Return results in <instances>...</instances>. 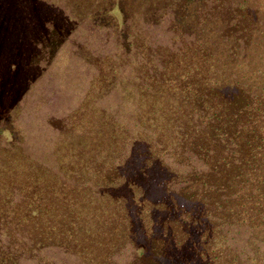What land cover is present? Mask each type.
Segmentation results:
<instances>
[{"label":"trees","instance_id":"obj_1","mask_svg":"<svg viewBox=\"0 0 264 264\" xmlns=\"http://www.w3.org/2000/svg\"><path fill=\"white\" fill-rule=\"evenodd\" d=\"M100 1L0 0V264H264V15L251 28L247 1L218 12V38L170 81L160 69L170 60L157 59L166 45L137 41L121 0L107 27ZM37 22L57 29L48 50L24 57L18 47ZM17 77L24 92L10 114L1 91L16 93ZM197 85L219 109L194 106ZM154 92L157 128L141 119L140 97ZM27 110L34 128L20 122ZM104 111L124 137L73 150Z\"/></svg>","mask_w":264,"mask_h":264},{"label":"rangeland","instance_id":"obj_2","mask_svg":"<svg viewBox=\"0 0 264 264\" xmlns=\"http://www.w3.org/2000/svg\"><path fill=\"white\" fill-rule=\"evenodd\" d=\"M113 1L115 0L100 1L103 3L101 6L105 8L104 15L100 17V22L104 21V24L109 23L110 25L107 27H111L110 29H114V27L117 26V15L118 17H122L121 12L118 13L119 8L116 9L115 2L113 4ZM244 1H247L249 4L254 6L253 10L248 16L247 21L248 26L254 28L255 22L257 21V19L254 18V15H258V13L260 16L264 15V11L260 10V12H258L259 10H255V8L260 5V0H121L120 4H123L131 12H129L127 16V21L128 24L131 25L130 27L132 28L136 39L138 38L137 41H139L140 37L142 36L143 38L148 37V39L146 38L148 46L151 44L152 46L158 47L161 43L166 45L165 48L163 47L165 52L160 55H163V57H157V59H162V61H164L163 58L166 56L167 60H170L167 65H163V67L160 69L163 71V74L167 75V78L170 81H175L183 70L181 65L185 62L182 61L189 60L195 56L198 58L204 51V45H210L218 38L216 32L217 30H220L222 27H224L225 19L222 18L221 20L218 19L215 21L214 18L216 17V14L218 12H222L225 16V12H228L232 3ZM111 8H115L117 11L112 12L110 10ZM151 11L156 14H152V16L148 15L147 21L145 15L149 14ZM152 17L154 20L157 17L160 18V22L151 23ZM52 26L53 25L50 23H31V25L26 27V31L28 32L26 33V40L21 44V46L18 47V51H21L22 53L26 52V55L24 56L26 57L28 52L31 53V51L38 50L40 47L48 50V34L54 33V30L57 29V27ZM144 29H147L148 31L147 34L143 36ZM146 49L147 47L144 49L143 46H140V50L145 51ZM226 52L227 51L225 50L224 46H220L215 51L214 61L212 62L215 78L218 84L217 86H221L226 81L227 73L224 69L227 59ZM249 52L251 54L247 56V60H250V63L248 64L246 62L245 64L246 66L251 67L252 60L255 59V54L253 51ZM84 53L85 50L81 48L80 54ZM107 73L108 76L106 77L105 84L101 89L103 92L109 89L110 82L113 80V77L111 76L112 72L110 71L109 74V71H107ZM20 77H22V75ZM20 77H17L16 80L18 81L16 84H14V88L11 90L16 93L11 95L10 93L1 91L4 93L1 96V102L4 104L2 106L3 111H9L10 114L14 109V107H12L15 104L14 102L17 101L18 96L24 92L23 86L19 82ZM172 89L173 92L176 91L175 87ZM195 90L196 94L193 103L197 109L202 110L200 108L207 107L208 104H211L214 106L213 108L217 110L220 108V105L223 104L221 99L218 97H216L214 101H208V96L204 95V88H202L201 85L195 86ZM41 91L42 90H39V92ZM38 99L41 100L40 96H38ZM140 103L142 105V125L146 124L152 128H157L158 118L156 112L160 109V102L157 98V93L154 92L152 95L143 93L140 97ZM194 106L192 105V108ZM25 108L26 107L23 106V109ZM32 111L35 112L34 117H36L41 116L42 114L45 115L47 109L45 110L43 106L41 110L32 109ZM29 113L30 110H27L25 116L20 120V122L25 128H34V126H32V119L30 118L32 114ZM15 114H19V111L15 112ZM14 117L15 116L11 115L9 119V123L13 121V123H10L12 124L11 126H14L16 123H18ZM56 119L57 118L50 120L49 124L53 123ZM44 124L46 125V123ZM54 124H61V120H56ZM44 128L47 132V127ZM84 133L88 134V137L85 139L83 138L84 140L82 139L78 144L73 146V150L75 148L76 150H79L85 144L93 141H101L106 143L115 142L124 137V128L114 119L113 116L104 111L100 114L95 123L87 125ZM35 136L36 135L33 132H30L28 135H26V138L32 139L31 141H33L36 139ZM46 138L51 140L48 141L46 147L48 151H51L50 147L54 145V140H52L51 134ZM34 150L35 151L33 152H39V150L36 148H34ZM89 150L90 149L87 151ZM13 153H18L17 143L14 141V139Z\"/></svg>","mask_w":264,"mask_h":264}]
</instances>
